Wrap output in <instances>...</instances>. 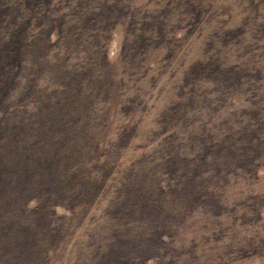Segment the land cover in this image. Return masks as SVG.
I'll use <instances>...</instances> for the list:
<instances>
[{"label": "rangeland", "instance_id": "rangeland-1", "mask_svg": "<svg viewBox=\"0 0 264 264\" xmlns=\"http://www.w3.org/2000/svg\"><path fill=\"white\" fill-rule=\"evenodd\" d=\"M0 264H264V0H0Z\"/></svg>", "mask_w": 264, "mask_h": 264}]
</instances>
